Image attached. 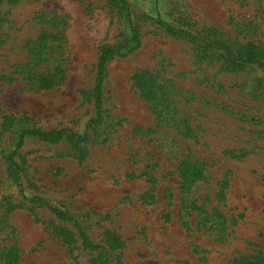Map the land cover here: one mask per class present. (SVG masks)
<instances>
[{
    "label": "rangeland",
    "instance_id": "374dc122",
    "mask_svg": "<svg viewBox=\"0 0 264 264\" xmlns=\"http://www.w3.org/2000/svg\"><path fill=\"white\" fill-rule=\"evenodd\" d=\"M126 1L138 41L107 61L90 126L99 57L132 36L120 1L0 3V264H97L101 250L30 197L72 215L103 264L264 258V70L160 22L264 44V0ZM23 129L69 132L16 151ZM189 161L205 170L190 188Z\"/></svg>",
    "mask_w": 264,
    "mask_h": 264
},
{
    "label": "trees",
    "instance_id": "16d2710c",
    "mask_svg": "<svg viewBox=\"0 0 264 264\" xmlns=\"http://www.w3.org/2000/svg\"><path fill=\"white\" fill-rule=\"evenodd\" d=\"M3 0H0V3ZM10 2H14L16 0H8ZM121 3V8L126 10L127 19L131 26L132 36L130 39L125 40L121 43H118L112 47H108L104 49L99 57L98 62V75L97 81L94 88V98L96 102V109H97V116L90 120L89 126L99 125L102 122L103 118V97H102V90L103 84L105 79L106 73V63L107 61L114 56L115 54L121 52L122 50L126 49L127 47L133 45L138 41V31L131 21V14L130 9L128 7L126 0H119ZM161 24L165 25L167 29L171 32L180 35L184 38L189 39L190 41L197 42L198 44L204 46L207 49L211 50H218L221 52L222 58L224 59L225 63L228 65H243L246 63H253L256 64L260 69L264 70V44H255V43H246L241 45L240 47L235 48L232 44L228 43L227 41L220 39L219 32L217 29H213L209 31L208 37H203L201 35H196L191 33L190 31L183 29V28H175L172 25L160 21ZM141 83V82H140ZM143 83V82H142ZM143 86V85H142ZM148 98H153V95H147ZM69 132L67 129L63 130H56L51 132H45L40 129H23L20 131V136L18 143L16 144V151L20 149L27 137H37L45 142H49L52 144L59 143L64 136ZM75 134H72L73 138ZM78 138V137H77ZM87 139V132L82 136L79 137V141H85ZM14 153H10L7 155V162L14 172L16 180L20 188L22 185L20 183L21 180V169L19 163L14 158ZM181 176L183 178V185L187 186L188 188L192 187L195 183L202 180L205 176V170L203 168L202 163L199 161H189L183 162L182 166L180 167ZM27 198V197H25ZM32 203H37L41 205H45L50 208L51 212L56 214L59 218L72 222L75 227L78 229L80 237L82 239V243L86 248L91 250H101L98 255L97 264H103V258H105V253L103 245L94 242L89 234L85 231V229L79 224V222L72 216L69 215L67 212H64L56 207L50 205L44 198L41 197H30L28 199ZM264 258L263 257H253V258H241L237 259L233 264H263Z\"/></svg>",
    "mask_w": 264,
    "mask_h": 264
}]
</instances>
